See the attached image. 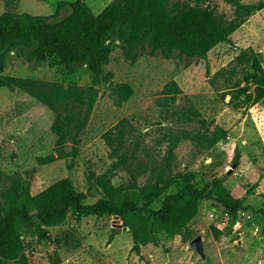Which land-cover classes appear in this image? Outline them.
Masks as SVG:
<instances>
[{
  "label": "rangeland",
  "instance_id": "rangeland-1",
  "mask_svg": "<svg viewBox=\"0 0 264 264\" xmlns=\"http://www.w3.org/2000/svg\"><path fill=\"white\" fill-rule=\"evenodd\" d=\"M60 1L0 0V15L10 10L51 17ZM87 1L94 12L100 13L113 0ZM205 5L229 19L235 13V7L225 0H209ZM233 39V44L221 43L201 59L177 53L166 57L158 52L143 53L132 63L115 47L105 70L113 74L112 85L128 83L134 94L118 105L111 83L96 86L99 96L77 157L59 158L57 136L52 131L56 113L51 108L22 90L0 89V197L13 177H26L27 171L36 169L33 194L70 178L79 191L87 194L86 203L94 204L104 193L90 183V174H104L125 157L127 163L112 178L115 186L136 182L142 187L150 181L194 171L199 186L222 177L236 197H245L246 203L257 209L248 210L250 217L244 216L232 235L217 238L212 230L217 222L209 214L214 207L203 202L190 230L195 238L203 236L206 259L190 247L194 238L187 232L173 239L162 235L159 246L139 253L134 249L130 228L113 233L110 216L78 219L70 214L64 224L49 229L52 240L25 233L24 256L30 264H263L264 215L258 209L264 208V100L242 105L231 102V94L245 82L246 73L253 67L251 59L241 57L242 51L264 53V9L248 17ZM4 74L67 86L93 85L88 65H79L74 74H69L55 59L38 64L27 53L13 52ZM176 84L178 93L171 91ZM214 125L227 129L228 138L209 148V127ZM111 129L116 136L121 129L124 131L118 152L104 138ZM72 147V142L67 143L65 153L71 155ZM48 156L57 158L47 163L38 161ZM235 156L239 161L234 160ZM175 191V187L170 189L171 193ZM154 206L159 208L160 203ZM71 233L75 234V242L65 245L63 237Z\"/></svg>",
  "mask_w": 264,
  "mask_h": 264
},
{
  "label": "trees",
  "instance_id": "trees-1",
  "mask_svg": "<svg viewBox=\"0 0 264 264\" xmlns=\"http://www.w3.org/2000/svg\"><path fill=\"white\" fill-rule=\"evenodd\" d=\"M208 1L113 0L96 13L87 0H62L51 17L7 10L0 15V89L22 90L51 108L56 113L52 131L57 136L59 158L77 157L82 134L99 96L96 86L112 85L113 74L106 72L105 67L115 47H119L132 63L143 53L207 58L215 46L233 44L234 33L248 17L264 9V0L251 4L243 0H225L235 7L234 16L229 19L206 6ZM63 12L67 14L60 17ZM13 52L27 53L28 58L38 64L55 59L69 74H74L79 65H88L93 85L73 83L67 86L63 82L6 75ZM243 56L251 59L253 67L246 73L245 82L231 94V102L257 104L264 100V64L254 51L244 49ZM172 90L180 91L177 84ZM112 92L116 103L122 105L132 97L134 88L122 83L112 85ZM209 129L212 133L208 139L209 148L228 138V130L220 125ZM114 135L111 129L104 138L118 152L124 131L121 129L117 136ZM70 142L73 143L71 155L64 151ZM55 158L39 157L38 161L47 163ZM234 160L239 161V156ZM126 163L127 159L122 157L104 174H90V183L104 193L94 204L86 203L87 194L79 191L70 178H63L33 194L36 169L27 171L26 177H13L0 197V264H30L24 256L25 233L37 234L41 240H52L49 229L64 224L70 214L78 219L110 216L114 228H130L134 249L141 253L142 249L151 251L159 246L162 235L173 239L187 232L195 238L190 224L200 214L205 201L232 215L230 225L224 229L212 226L217 238L232 235L240 228V210H257L246 203L245 197H236L222 177H214L199 186L194 171L150 181L142 187L136 182L115 186L112 182L115 171ZM173 187L176 191L171 193ZM156 202L160 203L159 208L154 206ZM258 210L264 215V208ZM75 239V234L71 233L64 235L63 242L72 245Z\"/></svg>",
  "mask_w": 264,
  "mask_h": 264
},
{
  "label": "built area",
  "instance_id": "built-area-1",
  "mask_svg": "<svg viewBox=\"0 0 264 264\" xmlns=\"http://www.w3.org/2000/svg\"><path fill=\"white\" fill-rule=\"evenodd\" d=\"M210 218L216 221V227L220 229H224L225 227L230 225V220L232 219V215L229 211H221L217 208H214L210 211ZM244 216H249L248 210H240L238 212V217L240 220L243 219Z\"/></svg>",
  "mask_w": 264,
  "mask_h": 264
},
{
  "label": "water",
  "instance_id": "water-1",
  "mask_svg": "<svg viewBox=\"0 0 264 264\" xmlns=\"http://www.w3.org/2000/svg\"><path fill=\"white\" fill-rule=\"evenodd\" d=\"M259 59L262 63H264V53H259L258 54ZM237 164L235 163L233 168H236ZM233 173V169H230L228 174L231 175ZM129 229V227H123V228H113V233L117 234V233H121L123 231H127ZM190 247L198 252L200 254V256L204 259L207 258V254H206V250H205V244L203 241V236L202 235H198L196 238H194L191 243H190Z\"/></svg>",
  "mask_w": 264,
  "mask_h": 264
}]
</instances>
